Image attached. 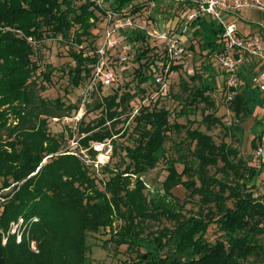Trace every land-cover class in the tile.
I'll list each match as a JSON object with an SVG mask.
<instances>
[{"label": "trees", "instance_id": "obj_1", "mask_svg": "<svg viewBox=\"0 0 264 264\" xmlns=\"http://www.w3.org/2000/svg\"><path fill=\"white\" fill-rule=\"evenodd\" d=\"M80 1L0 0V264H92L88 236L105 227L111 228L110 240L117 247L137 248L136 257L126 264H264V192L252 183L262 174L255 153L247 159L238 147L219 144L213 135L189 128L187 138L195 144L191 155L198 165L186 157L169 159L168 175L149 196L143 176L159 164L173 127L178 131L184 127L171 122L168 108L158 106L143 108L135 118L129 133L134 146L123 147L126 155L121 164L112 165L110 160L97 168L87 161L95 159L97 152L90 149L88 157L80 152L91 142H103L122 131L120 135L125 136V130L117 126L138 92L147 90L143 84L152 78L150 64L160 54L159 46L144 32L122 33L130 43L145 45L136 69L138 85L142 84L139 90L121 91V86L95 102L91 109L100 110V116L88 123L84 116L79 121V133L84 136L78 140V151L65 147V132L51 131L52 118L69 116L79 105L39 95L38 45L46 38L76 45L71 51L75 65L68 73L71 83L79 86L89 78L96 61L89 51L96 47L95 29L106 10L127 8L137 13L145 4L143 0H103L102 5L97 0ZM178 4L181 16L192 0ZM189 25L191 59L199 55L204 60L201 70L191 77L199 85L183 86L190 91L192 103L213 105L209 93L218 88L217 78L224 74L214 64L215 55L227 49L224 28L209 16H199ZM258 67L253 62L252 68L241 71L246 87L230 103L240 127L255 116V90L250 88L249 77ZM54 71L48 65L41 74L51 81ZM206 120L210 126L222 123L213 115ZM260 137L251 140L253 150ZM113 140L114 156L119 144ZM178 162L185 165L182 172ZM213 167L224 176L211 174ZM184 175L190 179L184 180ZM179 185L190 191L183 201L173 193ZM196 195L201 208L188 216L183 209ZM162 217L173 221V227L144 235L146 223ZM116 221L122 223L115 227ZM13 223H20L15 232ZM212 224L224 235L215 242L206 237Z\"/></svg>", "mask_w": 264, "mask_h": 264}, {"label": "rangeland", "instance_id": "obj_2", "mask_svg": "<svg viewBox=\"0 0 264 264\" xmlns=\"http://www.w3.org/2000/svg\"><path fill=\"white\" fill-rule=\"evenodd\" d=\"M84 1V0H81ZM80 1V2H81ZM145 3L142 8V13L139 16L140 21L152 25L157 21V25L160 28H166L170 23L173 24L179 20L177 13V7L179 0H143ZM154 3L158 6H154ZM177 8V9H176ZM184 13V12H183ZM182 13L181 16L184 14ZM232 15V14H230ZM229 14H225L224 18L227 22L235 19L239 22L240 29L243 28V21L240 20L238 13L233 14V17L229 19ZM153 16V17H152ZM153 19V21H151ZM180 21V20H179ZM178 21V22H179ZM105 22L102 20L98 23L95 31L98 33V39L96 44H99L104 28ZM187 46L190 45V36H187ZM138 43L131 49V55L133 60L130 61L129 68L123 72V86L121 91L124 89H131L132 91H138L141 85H138V69L139 61L138 57L145 45H139ZM198 45V41L196 43ZM39 51L37 59L40 64V68L37 72V92L39 95L46 99H57L60 98L66 105L77 104L79 109L73 111L69 116H62L61 118H52L50 121V128L53 133H66V144L65 147L70 150L78 151V140L84 135L79 133V122L76 117L79 112H84V119L86 123L97 119L100 116V110H92L94 103L102 99V97L114 93V88H102L101 86L93 85L89 78L85 79L81 85L74 86L70 79L68 70L72 65H75L71 51L76 49V45L70 42H66L62 38H46L39 45ZM190 49V48H189ZM191 50V49H190ZM204 60L203 57L196 55L195 60L191 57L181 64L182 66L167 75L166 86L164 91L161 92V87L155 85V83H145L147 92L149 94L150 108L155 107H166L171 112V122L173 124L184 125L179 131L175 127L169 132L168 140L163 149L161 159L156 168L147 172L143 179L146 181L149 191L154 192L155 188L161 187L162 182L168 175V160L169 159H182L186 157V160L193 162L195 166L198 165V160L191 155V149H194L195 144H190V140L187 138V129L199 128L211 135H213L217 143L227 142L235 147L242 150L243 155L247 159H251L254 156V150L251 146V140L256 134H260L262 125L257 123L255 116L249 117L243 126H239V117H237L230 106V102L226 99V85L225 76L220 75L217 78V89L210 92L211 99L214 104L206 103L204 101H198L196 103L191 102V95L189 90H185L184 83L189 84L191 87L199 85V80H193L191 77L194 73L201 70V62ZM48 65H52L55 71L52 74L51 81L47 80L41 71H46ZM121 71L123 68L118 66ZM251 79V78H250ZM252 82V79H251ZM129 83V86L126 85ZM244 89V86L240 88V91ZM161 92L162 95L157 94ZM258 92H261L258 90ZM142 95V92H138ZM165 94V95H164ZM154 95L159 98L156 102L152 96ZM139 99H134V102H138ZM183 109V114L180 112ZM185 111V112H184ZM127 112L122 116V122L117 128L122 127L125 129V136L119 135L116 138V142L119 144L117 153L114 154L111 159L112 165L122 163L123 157L126 153L123 150L125 145L134 146V140L132 136H129L133 127L126 120ZM207 115H213L220 117L222 123H217L210 126L209 121L206 120ZM125 121V122H124ZM210 126V127H209ZM72 130L74 136L70 138ZM81 136V137H80ZM258 137V136H257ZM191 148V149H190ZM81 152V150H80ZM257 161V158H255ZM101 160V159H100ZM105 161V160H104ZM222 166V163L219 164ZM184 163L178 162L177 168L180 172L184 170ZM218 168L213 167L211 174L216 173L219 178L224 176L223 173L217 172ZM184 180L190 179L188 175L183 176ZM252 183H256L258 191L264 192V182L260 175L257 179H254ZM6 192V191H4ZM173 193L178 196L182 201L187 199L190 191L184 186L179 185L173 189ZM201 208L200 196L196 195L188 204H186L183 212L190 216L197 213ZM122 221H116L115 227H118ZM174 222L162 217L160 220H151L146 223V231L144 235H152L153 232H157L158 229L163 227H173ZM209 241L215 242L219 238H223V232L219 229L217 224H212L206 234ZM111 228L105 227L100 228L99 231L91 233L88 236V244L90 246L89 258L92 264H126L131 259H134L137 255V248H128L127 245L117 247L110 240ZM264 243V239H262ZM141 251H146L145 248H141ZM253 261V257L250 258ZM258 264V263H257Z\"/></svg>", "mask_w": 264, "mask_h": 264}, {"label": "built area", "instance_id": "obj_3", "mask_svg": "<svg viewBox=\"0 0 264 264\" xmlns=\"http://www.w3.org/2000/svg\"><path fill=\"white\" fill-rule=\"evenodd\" d=\"M97 2L102 5L103 0H97ZM244 8H256L264 11V0H192V5L185 10L183 16L179 17L180 21L170 23L166 28H160L157 21L151 26L141 22L139 16L142 10L134 13L127 8L107 9L103 15L105 24L102 38L99 44H96L95 49L89 51L90 54H94L96 59L89 81L102 88L119 89L123 86L121 78H123V72L129 68L128 64L133 60L131 49L136 44L130 43L122 33L123 30H135L144 32L153 45L159 46L160 54L158 53L157 59L149 67V74L152 77L149 82L160 86L161 92L164 91L167 75L174 71L172 66L181 65L186 59L193 56V51L188 48L186 42L190 31V22L199 16H209L224 28L223 37L226 40L227 49L215 55L214 64L220 66L224 71L227 101L231 103L240 92V88L245 86L241 71L252 68L253 62H258L260 68H257V72L251 73L252 85L264 93V32L244 35L239 32L234 22H227L224 18L225 14L237 13ZM118 66L123 69L120 71ZM143 87L147 89L145 84ZM161 92H157V94L162 95ZM152 98L156 102L159 100L154 95ZM134 99L139 100L134 102ZM134 99L126 114L129 124L135 122V118L143 108L154 106L147 102L149 99L147 92L137 95ZM84 114V112H79L76 117L77 122L83 118ZM119 135L103 142H91L88 148L81 149V153L88 157L89 150L93 149L97 152L96 158L87 161L97 168L102 167L110 162L114 153L113 139ZM254 153L259 160L264 182V136L259 138ZM22 222L23 219L20 220V223ZM20 223L12 224V232L16 231ZM18 240H21V236ZM32 247L38 251L35 242H32Z\"/></svg>", "mask_w": 264, "mask_h": 264}, {"label": "crops", "instance_id": "obj_4", "mask_svg": "<svg viewBox=\"0 0 264 264\" xmlns=\"http://www.w3.org/2000/svg\"><path fill=\"white\" fill-rule=\"evenodd\" d=\"M238 16L241 21H243V28L240 29L239 22L233 19L229 22H234L237 25V28L240 33L246 35L255 32H264V11L256 8H244L240 10ZM236 14V13H233ZM233 14L230 15L229 19L233 17ZM251 76L249 77L250 88L255 90V117L257 119V123L262 125V130L260 134H256L255 136H264V93L258 92L255 89L251 82ZM246 87V86H244ZM250 88H246L245 91L251 90Z\"/></svg>", "mask_w": 264, "mask_h": 264}, {"label": "bare ground", "instance_id": "obj_5", "mask_svg": "<svg viewBox=\"0 0 264 264\" xmlns=\"http://www.w3.org/2000/svg\"><path fill=\"white\" fill-rule=\"evenodd\" d=\"M102 159H105L104 157H101Z\"/></svg>", "mask_w": 264, "mask_h": 264}]
</instances>
